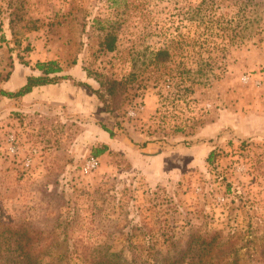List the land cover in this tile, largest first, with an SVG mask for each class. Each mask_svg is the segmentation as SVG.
<instances>
[{"label": "rangeland", "instance_id": "obj_1", "mask_svg": "<svg viewBox=\"0 0 264 264\" xmlns=\"http://www.w3.org/2000/svg\"><path fill=\"white\" fill-rule=\"evenodd\" d=\"M5 35L3 78L38 51L69 97L2 121L0 264H264V0H0Z\"/></svg>", "mask_w": 264, "mask_h": 264}, {"label": "trees", "instance_id": "obj_2", "mask_svg": "<svg viewBox=\"0 0 264 264\" xmlns=\"http://www.w3.org/2000/svg\"><path fill=\"white\" fill-rule=\"evenodd\" d=\"M15 34V33H14ZM117 41V37L115 34L107 32L103 40L101 42V47L108 51L112 52L115 49V44ZM155 61L165 63L169 60V51L168 49H159L155 55ZM36 68L42 73L41 76H31L27 78L26 84L21 87L15 93H2L3 96L7 98H19L24 96L27 93H30L33 88L37 86H45L49 84H58L62 80L67 79L65 76L58 75L62 72V68L56 61H47L44 63H37ZM129 79H121V80H110L106 79L99 82V89L93 92L103 104V109L108 112L112 113L117 110L120 106V100L122 95L126 92L127 86L129 83ZM87 88H89L87 86ZM109 133L110 137H113V133L110 130H106ZM107 148L105 146L101 148H94L92 151V157L98 158L102 154L106 152ZM42 232L39 231V235ZM15 251H19L20 254L24 255L26 259L25 264H32L30 252L31 248L29 245H21V241H18V245L15 247ZM14 264H18L15 262ZM22 264V263H21ZM89 264H126L122 262L120 259L117 258L115 254L109 255H101L94 258ZM234 264L237 262L234 261Z\"/></svg>", "mask_w": 264, "mask_h": 264}, {"label": "crops", "instance_id": "obj_3", "mask_svg": "<svg viewBox=\"0 0 264 264\" xmlns=\"http://www.w3.org/2000/svg\"><path fill=\"white\" fill-rule=\"evenodd\" d=\"M9 36L5 35L4 39L0 40V135L3 133V130H8L9 127L3 129L1 127L2 121L5 124L14 123L13 119L9 117L10 112L15 110L17 106L20 108L25 107L26 103L32 101L35 96L41 94L42 99L44 100H60L64 101V97L67 99L69 97L68 94L64 95V90L68 87L66 82H61L59 84H49L45 86H37L32 89L30 93L25 94L19 98H7L3 96L2 93H15L21 87H23L27 78L31 76H41L42 73L36 68L37 63H44L50 61L51 58L45 57L43 53H39L38 51H34L29 54L24 60L25 63H20L14 60L11 68L9 69L5 78H3L2 74L5 72V64H6V56L8 54L6 50V44L11 46L10 42H8ZM62 72L58 75H61ZM69 90V89H68ZM61 93H63L61 95ZM3 106V107H1ZM2 128V129H1ZM156 145L152 147L155 148ZM151 148L150 144H147L146 150L149 151ZM151 152V150L149 151Z\"/></svg>", "mask_w": 264, "mask_h": 264}, {"label": "built area", "instance_id": "obj_4", "mask_svg": "<svg viewBox=\"0 0 264 264\" xmlns=\"http://www.w3.org/2000/svg\"><path fill=\"white\" fill-rule=\"evenodd\" d=\"M248 79L249 77H246V80ZM6 144H7V150L10 154H14L17 152L18 147L16 145V140L12 135L8 136L6 140ZM96 164H97V158L91 157L88 162L89 167L94 168Z\"/></svg>", "mask_w": 264, "mask_h": 264}]
</instances>
